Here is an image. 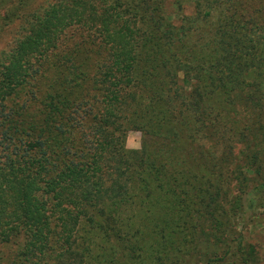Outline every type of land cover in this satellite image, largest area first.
Wrapping results in <instances>:
<instances>
[{
	"label": "trees",
	"instance_id": "trees-1",
	"mask_svg": "<svg viewBox=\"0 0 264 264\" xmlns=\"http://www.w3.org/2000/svg\"><path fill=\"white\" fill-rule=\"evenodd\" d=\"M248 1L123 0L119 10L130 21L118 17L116 31L103 10L83 16L87 2L31 16L18 46L0 61V264H82L81 251L98 229L117 245L100 242L93 264H113L114 252L124 264H184L211 236L202 223L218 226L215 233L221 216L212 207L171 241L154 234L165 230L161 218L128 256L118 242L130 231L124 214L135 220L126 212L133 200L142 208L177 206L179 198L169 195L199 194V168L229 173V160L212 145V137L226 139V126L217 123L225 122L228 95L215 100L213 93L241 77L248 94L241 104L258 113L254 121L262 117L264 6L262 16L242 13ZM238 8L242 16H235ZM256 43L263 45L259 62ZM196 52L215 62L190 67ZM259 122L244 134L245 161L234 164L241 215L244 205L263 201L264 184L250 183L264 174ZM130 130L142 135L139 152L125 149Z\"/></svg>",
	"mask_w": 264,
	"mask_h": 264
},
{
	"label": "rangeland",
	"instance_id": "rangeland-1",
	"mask_svg": "<svg viewBox=\"0 0 264 264\" xmlns=\"http://www.w3.org/2000/svg\"><path fill=\"white\" fill-rule=\"evenodd\" d=\"M75 1H79L81 5L87 2L91 7V10H83V16L95 17L98 15L99 10H103L104 16H108L109 23L111 27L117 29V18L119 17L120 23L122 24L125 21H130L124 16V8L119 10V3L123 0H0V61L11 53L22 40L24 33L23 30L27 23L31 22L32 15L46 12L51 14V12L57 10L59 7H72ZM249 5L246 8H242V13L254 10L256 16H262L264 0H252L249 2ZM250 5H253L250 8ZM169 10H173L169 4ZM260 8V9H259ZM189 9V8H188ZM186 10L184 12L186 15H189L191 12ZM73 12V11H72ZM130 13L133 14V11L130 10ZM240 8L235 14V16H242ZM128 18V19H127ZM174 23H177V17L174 15ZM28 23V24H29ZM126 23V22H125ZM130 27V26H129ZM95 29L92 28V31ZM116 31V30H115ZM130 29H127L125 33H128ZM246 42V41H244ZM262 44V43H261ZM264 45V44H263ZM263 45L255 44V53H256V62L260 59L259 54L262 52ZM195 57L196 61L189 65L190 67L197 66L200 63V67H209L213 59H208V62L199 60L202 56L201 53L196 52L192 53L190 58ZM259 70L258 68L252 69V77L257 76ZM260 70H264L262 67ZM234 78V77H232ZM232 78L230 80H232ZM242 83H241V82ZM34 92V90H33ZM218 93H213L212 97L217 100L218 97H226V101H223V108L225 115V122L221 124L220 121L217 123L219 126H226V131H223L225 134V141H221V135L218 137H212V145L214 150L218 155H221L223 158L229 160L228 170L229 173H210L204 171L203 169H198V177L196 178L197 186L200 185L199 194L196 193H186L178 195H169V197L177 196L180 200V203L177 206L168 205L161 208L146 207L142 208L141 204L138 202V199L133 200L135 206H128L126 212L133 214L135 216L134 221H130V217L124 214V219H126L129 227L123 229L130 230L129 233H123L124 235L118 241L120 244V249L123 252V255L128 256L131 253V248L135 244H141L145 242L148 237L146 234L150 233L153 229V223L155 220L161 218L166 219V226L164 231H160V228L156 229L154 234L158 237L159 240L164 241V238L167 235H170L172 238L168 240L171 241L176 239L180 234H183V228L185 227L183 223L187 221L193 223L201 222L198 220L199 216L204 213L210 212V210L216 209L220 214V225L218 229H215L213 232L214 223L205 221L202 223V226L205 228V234H210L209 231H212L209 238L203 237L202 243L195 251H188V255L184 257V264H264V188L258 189V197L263 201L260 205L249 204L244 205L242 215L236 210V205L234 203V198H236L239 193L236 190L238 181L234 177L236 173L235 166L237 164H242L239 162L245 161L243 158L242 150L244 141V134L249 132V128L253 124H259V121L264 119V107H262V117L259 121H254L253 117L256 112H248L246 106L241 104L239 100L240 97L247 99V88L245 87L242 78H237L236 82H228L224 85L222 91H217ZM23 98V97H22ZM21 98V99H22ZM13 99V98H12ZM15 102L17 100H14ZM17 105L19 101L16 102ZM13 103H7L6 107H12ZM17 105L13 107L16 108ZM255 143H252L254 145ZM142 145V135L139 131L130 130L125 134L124 146L128 151L139 152ZM253 147H251L252 149ZM262 150V148L260 149ZM264 153V149L262 151ZM264 159V158H263ZM236 164V165H234ZM240 168V166H238ZM251 184L259 183L264 184V174L262 178H258L255 181L250 180ZM198 188V187H197ZM206 199L207 203H204ZM133 204V203H131ZM173 206V207H172ZM210 207V208H209ZM123 214V213H122ZM121 214V215H122ZM238 216H242L243 219H238ZM144 218V220H142ZM175 223V224H174ZM199 224V223H198ZM200 229L201 227L198 226ZM96 232V231H94ZM100 233L99 237H96L92 243H87V250L81 251L83 262L82 264H93L96 262V256L100 254L102 243H111L117 245L114 240L106 239L105 235ZM79 236L83 239L86 236V241H88V234L79 233ZM239 238H241L239 242ZM109 245V244H107ZM130 248V249H129ZM160 250V248L158 249ZM88 252L92 254L89 256ZM176 254V253H175ZM155 259H153L154 261ZM113 264H124L119 260V253L114 252L110 259ZM176 260H173L175 262ZM93 262V263H92ZM146 262H141L140 264H145ZM167 264V263H165ZM177 264H182L180 261Z\"/></svg>",
	"mask_w": 264,
	"mask_h": 264
}]
</instances>
